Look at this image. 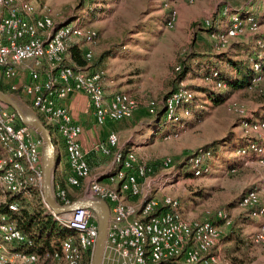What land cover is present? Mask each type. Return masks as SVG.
<instances>
[{
  "label": "built area",
  "instance_id": "2783aa9c",
  "mask_svg": "<svg viewBox=\"0 0 264 264\" xmlns=\"http://www.w3.org/2000/svg\"><path fill=\"white\" fill-rule=\"evenodd\" d=\"M1 5H8L9 15L8 18H0V88L7 94L18 93L24 103L53 129L57 139L55 150L61 146L66 158V182L69 187L80 189L82 182L91 175L87 161L90 152L82 149L79 141L82 129L63 101L72 94H84L99 126L107 121L130 120L139 102L126 93L106 95L104 90H88L89 84L81 82L84 71L59 69L57 61L55 90H43L47 83V71L37 63V46L32 42L29 26L14 0H0ZM50 49L53 57L55 50L53 47ZM21 67L28 70L29 77V81L23 84L16 82ZM92 74L96 72H91V83ZM193 99L191 90H173L164 99L147 103L148 114L159 116L163 126L170 128L163 140L179 139L184 123L191 116ZM228 108L241 115L242 119H247L241 106L232 104ZM242 123L246 132H264V120ZM43 148V140L30 128L18 126L16 114L0 102V206L15 196L31 200L33 193L38 192L48 210L42 192ZM94 152L111 156L113 164V169L106 174L105 184L96 179L90 181L85 196L102 200L109 208L103 261L109 264H223L219 245L232 222L226 211H216L211 221L185 219L180 212L178 198L169 195L158 198L144 189L151 172L149 162L139 160L132 151L119 149L115 133H111L105 144L98 146ZM237 155L238 160L245 163L254 161L264 168V146L255 140L237 150ZM211 158L209 151H200L190 159L194 177L209 173L208 162ZM162 165L165 170L174 167L170 159ZM235 171L231 170L230 173ZM53 195L59 205L70 204L66 190L60 185L53 184ZM126 198L137 199L138 203L128 204ZM258 204L257 193L251 191L242 197L238 207L246 211ZM7 209L15 212L18 205L9 203ZM49 213L59 224L74 232V235L60 241L59 250L51 257L62 264H81L82 254L91 252L92 263L97 238L95 213L91 210H77L61 216ZM251 216H264V206L252 212ZM27 241V236L9 221L8 216L0 214V264H38V255L17 249ZM251 242L264 247V224L251 236Z\"/></svg>",
  "mask_w": 264,
  "mask_h": 264
},
{
  "label": "rangeland",
  "instance_id": "374dc122",
  "mask_svg": "<svg viewBox=\"0 0 264 264\" xmlns=\"http://www.w3.org/2000/svg\"><path fill=\"white\" fill-rule=\"evenodd\" d=\"M27 1L36 12H46L41 15H49L55 23H78L75 28L80 33L73 34L67 43L82 41L84 49H91L95 56L117 43H129L126 49L121 48L117 53L123 57L109 61V70L105 74L122 80L126 94L135 98L138 106L145 105L146 109L148 102L160 101L172 91V72L189 54L204 55L210 50L219 52L236 47V54L245 49V55L240 54L236 59L231 56L234 53L230 56L235 61H245L251 57L246 51L253 52L252 47L256 50L260 46L258 39L262 36L264 39V0H195L193 3L185 0ZM221 6H224L222 14L225 21L220 24L218 32L208 35L203 29L209 26L208 21L212 22ZM235 11L244 16H238ZM250 15L256 17L260 25L254 19L246 18ZM233 27V35L222 37ZM92 38L96 39L95 45H90ZM254 63L250 87L246 90L231 91L225 83L216 80L215 68L205 70L199 78L201 82L192 75L178 85L175 90H191L194 94L191 116L184 123L179 139L157 143L159 159L150 163L151 172L144 184V189L152 195L158 191L156 197L169 195L178 198L180 212L188 221H200L204 215L212 217L216 210L228 213L232 228H227L224 234L234 230L242 241L220 242L219 254L223 264H264V247L251 242V236L258 227L257 217L249 216L238 207L239 198L251 191L257 193L259 203L264 206V168L254 161L240 165L242 160H238L237 155V150L245 148L248 141L261 139L258 134L246 132L242 116L228 108L237 104L245 110L249 120H261L256 116L264 103V72L254 67ZM218 68L223 69L224 65L220 64ZM207 71L211 72L208 77ZM201 87L216 94H226L225 101L214 105L207 95L198 91ZM16 101L22 103L24 110L35 114L23 100ZM227 134H231V141L212 155L207 175L191 178L176 168L187 155L213 141L222 140ZM167 159L174 163V167L165 171L162 164ZM234 167L236 171L230 173ZM197 208L200 213L196 212ZM40 264L57 262L44 257Z\"/></svg>",
  "mask_w": 264,
  "mask_h": 264
},
{
  "label": "trees",
  "instance_id": "16d2710c",
  "mask_svg": "<svg viewBox=\"0 0 264 264\" xmlns=\"http://www.w3.org/2000/svg\"><path fill=\"white\" fill-rule=\"evenodd\" d=\"M223 7L219 8L218 11L215 13L214 19L212 20V22H210L209 26L205 27L206 29L205 28L203 29V31L207 33L208 35L218 32L220 29V24L225 21V17L222 14ZM234 13L238 14L237 11H235ZM239 15L240 14H238V16ZM243 16L244 14L240 15V17H243ZM246 18H252L254 19L255 22H257L256 17L254 16L250 15V16H246ZM262 39H263V36L262 38L260 37L258 39L257 42L260 43V46H258L256 50L251 49V50H254L251 53L246 51L247 54H251V57L245 61H235L231 57L227 56V54H224V53L220 54L218 57L222 58V61L226 63V65L229 67V71L222 70L218 67H215L216 69L215 71L217 73L216 80L225 83L230 88L231 91L248 89V87H250V81L253 76V70L251 67L252 63L256 62L260 64V67H261L260 72H264V49H263L264 39L263 40ZM123 46H124V43L115 45L110 50L102 52L98 56H93L90 61H87L84 58L83 42L82 41H72L68 45V50L66 53L67 55L65 54L63 56V59H61L62 61L60 62L61 64L60 67H70L76 71L78 70L80 71L83 69V70H87L90 72H96V73L103 72V67H104V63L106 62V60L109 58L115 57ZM261 48L263 50H261ZM197 57H198V54L191 53L188 56H186L184 59L180 60L179 62L180 65L176 67L178 68V70H176L175 68L172 72V76L170 80L172 91L175 90L180 83H183L185 81L187 75L191 71V61L196 59ZM231 72H234L235 75L231 74ZM206 73H207L206 77H208L211 72L207 71ZM0 90L3 91L2 88H0ZM172 91L167 93L162 99L167 97V95H169ZM198 91L207 95V99H209L216 106L222 103L223 101H225L226 99L225 98L226 94H216V92L208 90L205 87L199 88ZM9 94H12L14 98L18 101L23 100L22 97L18 93H9ZM257 113L258 114L256 117L258 119L260 118L261 120H264V103ZM36 116L39 118V120L43 123V125L50 132L52 136L53 145L55 146L57 144V139L54 136L53 129L50 126L45 124V121L43 120L41 116L39 115H36ZM243 121L250 122L251 120L247 118L245 120L243 119ZM18 126H22L19 119H18ZM37 136L40 137L39 135ZM230 139H231V134H227V136L223 138L222 140L213 141L212 143L201 147L200 149L187 155L183 159V161H181L180 163L176 165V168L178 170L184 171L185 173L186 171H188V169H190V159L198 155L200 151H209L212 155H214L215 152H217L221 146H224L225 144L230 142L231 141ZM98 156H101L100 153L99 154L93 153L89 156L87 161H88L90 170L93 164L97 163L99 165V164L104 163V162L101 163L97 161ZM103 157L112 159L111 156H103ZM241 163H243V161L239 162L240 165ZM231 170H236V168L234 167ZM185 174H187V176L188 175L192 176L191 178H194L191 172V169L189 170V173L186 172ZM54 181L55 180L53 179V183H55ZM62 188L65 189L67 192L66 188L64 187ZM74 190H80V189H74ZM247 193H245L243 196H241V198H239V202L241 201L242 197H244ZM67 197L70 203H72L73 201L70 200L68 192H67ZM13 202L18 205V210L15 212H9L7 209V206L9 203H13ZM261 207H262L261 203H259L257 207L246 210V212L248 213L249 216H251L252 212L257 211ZM0 214L7 215L9 218V221L14 223L16 227L24 235L27 236V239H28L27 244H24L17 249L25 251L27 253H34L41 258H43L44 256H49L47 258L51 259L52 254L55 251L59 250L60 241L67 236L74 235L73 231L59 224L53 218V216L47 211L44 204L42 203L41 196L38 192L33 193L31 200H25L24 198L22 199L21 197H17V196L8 198L6 204L0 206ZM204 216L205 217L203 219H200V221H204V220L211 221L212 220V217H208L206 215ZM230 228H232V223H231ZM241 241H242L241 236L233 230L231 232H227L226 234H224L220 242L240 243ZM52 260L54 262H57V264H62L57 259L52 258ZM81 264H91V252H84L82 254Z\"/></svg>",
  "mask_w": 264,
  "mask_h": 264
},
{
  "label": "crops",
  "instance_id": "0c3cea01",
  "mask_svg": "<svg viewBox=\"0 0 264 264\" xmlns=\"http://www.w3.org/2000/svg\"><path fill=\"white\" fill-rule=\"evenodd\" d=\"M16 5L18 7L19 13H21V15L27 21H30V22L34 21L36 18H39L41 14L46 13L43 11L40 13L36 12L34 7L27 0H17ZM62 24H66V23H62ZM221 29H223V27H221ZM99 40H100V36H99ZM115 45H119V43ZM128 45L130 44L125 42L122 48L126 49ZM96 48H94V52H96ZM251 49H253V47ZM210 51H209L210 53L204 54L207 57H204V55L202 54H198L199 56L196 59L191 61V71L187 75V77H190L193 75L195 76L194 78H197L199 80V78H201V75L203 72H205V70L218 67V65L220 64L224 65V68L222 70L229 71V67L226 65L224 61H222V58L218 56L224 53V54H227V56L229 57L232 56L234 59H236L235 57H237L238 55L244 54L245 49L244 50L240 49L239 50L241 52L240 54H236L235 51H238L236 47H234L233 49L229 48L227 51H219V52H214L213 50H210ZM231 53H234L235 55H231ZM95 55L96 53H94V56ZM120 57H123L122 54L116 55L113 58H109L104 63L103 72L101 73L104 74L102 75V78H103L102 87L106 95H111L113 93H120V92L126 93V90H123L126 86L124 85V82H122V80H119L118 78H115V77H111L109 75L106 76L105 74V71L109 70V61L120 58ZM216 63L218 65H215ZM23 69L25 68L21 67L19 69V75L16 79L17 83L23 84L29 81L28 71L25 70L26 71L25 72ZM81 71H84L85 74L90 73V71L83 70V69ZM195 74L198 76H196ZM231 74L235 75L234 72H231ZM106 77L107 79H105ZM199 81L201 82V79ZM63 104L69 110L74 121L81 127L82 133H81L80 140H79L80 145L83 150L89 151L90 155L95 153L94 151L98 148V146L105 144L108 136L111 133H115L118 136V148L119 149L125 152L132 151L135 153V155L137 156L139 160H146L149 162V164L159 159L158 154H156V149L158 147L157 143L160 140H163V136L167 132H169V130H168V127L163 126V123L159 116H152L148 114V111L145 108V105L138 106V108L134 112L132 119L130 120H125V121H120V122L107 121L104 125L99 126L95 122V117L93 115L92 109L90 108L88 99L84 94H81V93L72 94L63 101ZM254 121H259V120L255 119ZM252 134H258L261 139L259 140L260 143L264 145V134L263 133L259 132V133H252ZM95 154H99V153H95ZM56 157L58 158V164L54 170L53 179L55 180L54 181L55 183L53 184L54 185L58 184L66 188L69 198L73 202L79 199L85 198V196L87 195V190H88L90 181L96 179L99 183L105 184L106 182L105 178H103L102 180H99V179L102 178L109 171H111L113 168V164L110 158L103 157L102 155L98 156L97 161L101 163L104 162V163L99 164V165L97 163L93 164L91 168L90 178L85 179L82 182V186L80 190H74L71 187H69L66 182L68 168H67L64 150L61 146L58 147L56 150ZM156 192L157 193L155 194V196L159 194L158 191ZM158 198H161V197H158ZM125 201L128 204L138 203L137 199H132V198H126ZM198 211H199V208H197L196 212ZM198 213H196V215H198ZM256 219H257L256 223L258 226L256 227V231H257V229L262 224H264V222L262 221L264 218L257 217ZM44 257L47 258L49 256H44ZM43 258L40 257V261L38 264L42 262ZM103 264H109V263L105 260L103 261Z\"/></svg>",
  "mask_w": 264,
  "mask_h": 264
},
{
  "label": "water",
  "instance_id": "95a60500",
  "mask_svg": "<svg viewBox=\"0 0 264 264\" xmlns=\"http://www.w3.org/2000/svg\"><path fill=\"white\" fill-rule=\"evenodd\" d=\"M0 102L10 108L18 117L20 123L30 128L36 135H39L44 142L41 166L43 173L42 192L43 200L48 210L54 215H67L77 210H91L97 219V238L95 240L92 263L103 264V256L109 226V208L102 200L93 199L91 196L79 199L66 206L59 205L53 195V176L55 167L58 164L56 150L52 142V136L39 118L29 110H24L13 96L0 90ZM106 174L100 178L102 180Z\"/></svg>",
  "mask_w": 264,
  "mask_h": 264
},
{
  "label": "bare ground",
  "instance_id": "6f19581e",
  "mask_svg": "<svg viewBox=\"0 0 264 264\" xmlns=\"http://www.w3.org/2000/svg\"><path fill=\"white\" fill-rule=\"evenodd\" d=\"M187 3H193L195 0H185ZM14 4H17V0H14ZM9 7L8 5H1L0 7V18H8ZM23 17V16H22ZM24 18V17H23ZM27 26H29V31L32 34V42L37 46V63L42 64L46 68L45 79L47 83L43 86V90H55L57 85V75L55 70V61L59 64V69H64L67 71H74L70 67H60V62L63 59V56L67 53L68 50V39L75 34V31L80 33V30L75 28V25L78 23L73 22V24H56L52 18L48 15H41L39 18H36L34 21H27L24 18ZM169 22V21H168ZM235 27L229 29L225 35H233ZM45 34V36H44ZM91 35L88 33V36ZM44 37V38H43ZM96 39H90V45H95ZM53 47L55 52L53 57L51 55V49ZM67 55V54H66ZM91 49H84V58L87 61H90L93 57ZM254 67L258 68L261 71L260 64L254 63ZM76 71V70H75ZM79 71V70H78ZM81 71V70H80ZM91 72L81 75L82 84H89L88 90H103L102 87V73L98 72L92 74V83H91ZM217 76V73H216Z\"/></svg>",
  "mask_w": 264,
  "mask_h": 264
}]
</instances>
